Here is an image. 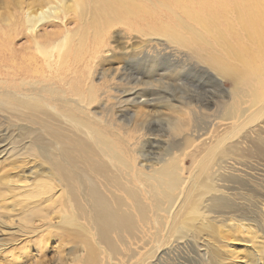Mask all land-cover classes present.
<instances>
[{
	"label": "bare ground",
	"instance_id": "bare-ground-1",
	"mask_svg": "<svg viewBox=\"0 0 264 264\" xmlns=\"http://www.w3.org/2000/svg\"><path fill=\"white\" fill-rule=\"evenodd\" d=\"M4 1V12L0 17L4 15L8 27L3 29L4 37L0 35V57H11L8 63L0 60V73H5L6 69L18 70L15 67L27 65L26 60L31 65L37 57L48 69L61 70L71 63L82 62L86 69L79 77V81L82 80L80 88H83L75 90L73 95L77 108L83 113L92 105L99 108L103 100L100 94L96 101L85 83L91 82H87L91 77L90 64H98L106 48L104 37L108 30L120 26V34L133 32L145 36L136 22L146 23L153 19L158 22L159 15L177 23L163 22L156 35L184 44L189 32L199 53L219 77H238L241 89L236 97L246 99L243 103L249 105L240 111L234 101L226 113L215 119L216 128L223 127L224 130L217 134L213 125L216 136L203 134V156L189 177H184L183 164L177 157L148 167L138 166L135 160L131 164L124 157V151L116 148L117 142L99 129L77 124L82 140L68 144L57 132L45 126L46 134L54 140L56 159L48 161H53L55 176L38 184L36 191H27L29 185L26 182L11 179L2 182V188L18 191V197L13 195L17 197L15 204L20 203L24 208L20 217L16 215L17 220L13 219L14 209L8 210L5 218L0 213V264H51L39 260L47 250H54L57 256L53 264H117L121 253L139 238L135 264H153L158 252L169 249L174 242H191L207 256L206 264H223V257L229 258L228 248L245 234L257 245L247 255L248 264H264V237L254 230L257 223L264 228V214L260 221L250 220L255 225L243 219L227 218L226 224L207 217L216 210L223 212L235 208L233 212H238L239 207H234L232 201L241 189L234 185V194L231 192L234 182L224 179L252 181L253 169L246 163L264 161V0ZM67 13L76 17L73 30L61 27L54 36L50 33L37 35L39 26L62 20ZM188 21L195 23L200 32L189 31L185 24ZM19 29L30 35L29 48L33 51L27 59L22 58L17 63L10 41ZM33 71L42 74L36 66ZM18 91L22 94L0 102V111L23 115L27 112L33 118L37 114L45 115L43 98L23 95L25 90L22 89ZM120 100L118 98L117 102L121 105ZM135 103L137 98L132 100V104ZM59 114L62 119L74 121L64 112ZM39 121L47 122L46 119ZM168 125L176 131L182 128L176 121L168 122ZM46 154L43 143L36 144L30 152V156L38 159ZM119 167L127 174L141 178L140 186L144 192L131 194V206L120 197L102 194L97 190L101 183L92 182L88 177L92 175L105 181L119 179ZM35 177L34 169L28 179ZM223 182L230 185V188L221 186L225 192L219 189ZM246 188L253 191L250 184ZM59 189L64 192L56 197L54 192ZM261 198L257 197L255 202L261 203L264 212V195ZM4 200L0 194V209ZM45 201L56 206V212L60 214L56 223L40 208L39 204ZM143 238L145 241L148 238V244H143Z\"/></svg>",
	"mask_w": 264,
	"mask_h": 264
},
{
	"label": "rangeland",
	"instance_id": "rangeland-1",
	"mask_svg": "<svg viewBox=\"0 0 264 264\" xmlns=\"http://www.w3.org/2000/svg\"><path fill=\"white\" fill-rule=\"evenodd\" d=\"M4 2L0 0V13L4 12ZM163 16H158V22L155 19L148 20L151 23L136 22L145 36L133 32L130 35L120 34L118 31L122 29L120 26L108 30L104 37L106 48L98 64H90L91 77L87 82L90 80L91 82L85 83L86 89L91 91L96 101H99L97 95L100 94L103 100L99 108H96L98 105L89 106L90 110L85 113L77 108V102L74 101L76 98L73 95L75 90L83 88L82 86L80 88L82 80L79 81L80 75L86 70L82 62L71 63L69 67L61 70L48 69L43 66L41 58L37 57L31 65H28L26 60L27 65L15 67L18 70L6 69L5 73H0V102L9 96L21 95L22 93L18 90L22 89L25 90L23 95H36L38 98H43V103L46 105L45 115L37 114L34 118L27 112L23 115L0 111V194L5 197L0 213L3 218L9 213L8 210L14 209L16 211H13V219L17 220V216L20 217L24 208L20 203L15 204L19 196L18 191L5 189L4 186L2 188L4 180L26 182V185H29L27 191H36L38 184L50 181L55 176L52 161L56 159L53 155L56 153L54 140L46 134L45 126L57 132L68 144L82 140L77 124L99 129L117 142L114 143L116 148L124 151V157L131 164L132 160H135L138 166L148 167L149 164L160 165L177 157L183 164L184 177H189V173L195 171L203 156L201 147L203 134L216 136L224 130L223 127L216 128L217 120L215 119L226 113L234 101L240 111L247 108L249 104L243 103L246 99L236 97V93L241 89L238 77H219L214 68L203 59L189 32L184 44L156 35L163 22L167 21L173 25L177 23L168 21ZM76 24V17L72 13H67L62 20H52L39 26L37 35L45 36L50 33L54 36L61 27L73 30ZM185 24L189 26V31L200 32L195 23L188 21ZM0 25V35L4 37L3 29L6 30L8 27L4 15L0 17ZM29 36L21 29L12 35L11 45H9L18 60L17 63L32 54L33 50L29 48ZM10 57L5 59L0 57V60L8 63ZM34 66L39 69L41 75L34 74ZM136 92H138L137 97ZM118 98H121L120 101L123 104H118ZM134 98H137V103L132 104ZM62 112L72 117L74 121L62 119L59 114ZM40 119H46L47 122L43 123L39 121ZM175 121L181 124L180 130L176 131L168 125V122ZM213 125L217 134L214 132ZM38 143H43L47 151L46 156L41 159L30 156V152ZM48 159L52 160L48 161ZM246 165L253 169L252 181L224 179L234 182L231 187V192L234 194L236 191L233 189L234 185L241 189L237 191L239 197H235L232 201L234 207H239V211L234 213L235 208L225 210L224 213L216 212V210L208 213L207 217L216 218L215 222L222 221L226 224H228L227 218L235 219V221L243 219L251 225H255L253 221H250L254 218L260 221L264 212L261 210V203L255 201L257 197L262 200L261 196L264 195L262 191L264 190V161L250 162ZM119 168L121 169L119 179L105 181L92 175L88 177L92 182L99 185L101 183L97 190L102 194L108 197H120L131 206V194L142 190L144 192L140 186L141 178L136 174H127L123 168ZM34 169L37 177L28 179L30 171ZM254 180L257 182L254 183ZM257 183L260 185L256 186ZM84 184L89 185L85 182ZM247 184L253 186L254 193L251 192L252 189L246 188ZM26 185L18 184L22 187ZM221 186L230 188L227 182L220 184L219 189H222ZM62 191L59 189L58 192H54L55 196L57 197ZM222 192L225 190L222 189ZM14 194L17 197L13 196ZM39 206L47 211L53 222L56 223L60 219L56 206L53 207L49 201L42 202ZM247 209L254 211L250 212ZM254 230L264 237V228L260 223H257ZM251 238L245 234L232 243L233 246L228 248L229 258L223 257V264H248L247 255L253 251V247L257 246L253 244ZM144 242L148 244V238L146 241L143 238V244ZM138 246H140V238L135 240L134 245L127 246L126 251L122 252L118 258L117 264H135ZM164 250L158 252L153 264H206L205 261H207V256L191 242L182 244L174 242L172 247ZM56 259L54 250H47L39 260L53 264Z\"/></svg>",
	"mask_w": 264,
	"mask_h": 264
}]
</instances>
